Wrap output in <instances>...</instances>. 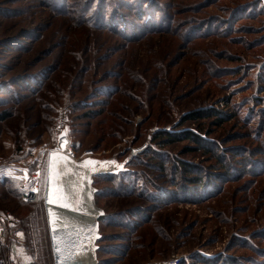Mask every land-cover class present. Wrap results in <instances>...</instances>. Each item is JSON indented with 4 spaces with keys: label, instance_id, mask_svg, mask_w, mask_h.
<instances>
[{
    "label": "rangeland",
    "instance_id": "rangeland-1",
    "mask_svg": "<svg viewBox=\"0 0 264 264\" xmlns=\"http://www.w3.org/2000/svg\"><path fill=\"white\" fill-rule=\"evenodd\" d=\"M64 133L119 163L94 264H264V0H0V264L89 248L31 193Z\"/></svg>",
    "mask_w": 264,
    "mask_h": 264
},
{
    "label": "bare ground",
    "instance_id": "bare-ground-1",
    "mask_svg": "<svg viewBox=\"0 0 264 264\" xmlns=\"http://www.w3.org/2000/svg\"><path fill=\"white\" fill-rule=\"evenodd\" d=\"M48 154L47 183L44 190L37 191L36 194L40 195L43 192L51 228L56 230L71 225L94 223L98 216L103 214V210L95 202L94 175L113 173L119 163L113 159L94 158L90 154L77 157L65 134L60 136L58 144ZM94 241L95 238H91L85 243L89 248L78 253L77 261L70 259L68 255L58 264H94L96 259Z\"/></svg>",
    "mask_w": 264,
    "mask_h": 264
},
{
    "label": "trees",
    "instance_id": "trees-1",
    "mask_svg": "<svg viewBox=\"0 0 264 264\" xmlns=\"http://www.w3.org/2000/svg\"><path fill=\"white\" fill-rule=\"evenodd\" d=\"M56 2H57V5H59L60 3H63V0L61 1V0H56ZM112 18H113V14H112ZM4 117V116H3ZM201 117H204V114H201V113H198V114H195V116L194 117H192V118H194V120H199ZM207 117V116H206ZM172 133V132H171ZM187 134V133H186ZM173 136V137H172ZM186 136H188V137H191V134L189 135H186ZM168 140L169 141H172V142H174V141H177V140H179V138H177L176 136H174V135H172L171 134V138L169 137L168 138ZM106 174H104L103 176H105ZM211 188H209L208 190H210ZM211 191V190H210ZM209 192V191H208ZM95 202H96V204H97V198H96V193H95ZM98 205V204H97ZM106 215H107V213L106 212H104L103 213V215L101 216V217H99L98 218V227H99V231H100V226L102 225V223H103V220L106 218ZM100 223V224H99ZM102 235L99 237V239L97 240L98 242H99V240H101L102 239ZM98 249H99V251H98ZM96 252L99 254V252H101V247L99 248H97L96 249ZM36 264H42V263H36ZM97 264H99V261H97Z\"/></svg>",
    "mask_w": 264,
    "mask_h": 264
},
{
    "label": "clouds",
    "instance_id": "clouds-1",
    "mask_svg": "<svg viewBox=\"0 0 264 264\" xmlns=\"http://www.w3.org/2000/svg\"><path fill=\"white\" fill-rule=\"evenodd\" d=\"M78 227V226H77ZM78 230H73L72 231V237H69V238H74V241H73V245H72V250L76 251V250H80L82 248V246L84 245V242L90 240L88 238V236H83L81 235V232L83 231L82 229L80 228H77ZM82 238H88L86 239L84 242L82 241ZM96 241V240H95ZM94 241V242H95Z\"/></svg>",
    "mask_w": 264,
    "mask_h": 264
},
{
    "label": "built area",
    "instance_id": "built-area-1",
    "mask_svg": "<svg viewBox=\"0 0 264 264\" xmlns=\"http://www.w3.org/2000/svg\"><path fill=\"white\" fill-rule=\"evenodd\" d=\"M65 134V133H64ZM65 138L67 139V141H68V138L66 137V135H65ZM69 142V141H68ZM32 182V181H31ZM36 189V188H35ZM32 190L31 191V193L32 194H35V196H37V194H36V190ZM25 200L27 201V199H26V197H25ZM55 247V246H54ZM54 252H55V255L52 257V264H58V262H62V256H60V254H58L57 255V250H56V248H55V250H54ZM62 264H64V263H62ZM166 264H178V262L175 260V261H170V262H167Z\"/></svg>",
    "mask_w": 264,
    "mask_h": 264
},
{
    "label": "snow or ice",
    "instance_id": "snow-or-ice-1",
    "mask_svg": "<svg viewBox=\"0 0 264 264\" xmlns=\"http://www.w3.org/2000/svg\"><path fill=\"white\" fill-rule=\"evenodd\" d=\"M90 163H92V162H90Z\"/></svg>",
    "mask_w": 264,
    "mask_h": 264
}]
</instances>
